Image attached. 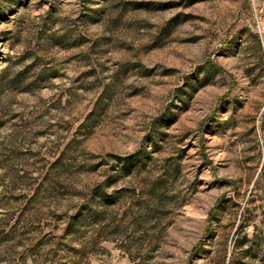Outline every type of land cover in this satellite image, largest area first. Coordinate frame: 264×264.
Segmentation results:
<instances>
[{"label": "rangeland", "instance_id": "1", "mask_svg": "<svg viewBox=\"0 0 264 264\" xmlns=\"http://www.w3.org/2000/svg\"><path fill=\"white\" fill-rule=\"evenodd\" d=\"M0 264H264V0H0Z\"/></svg>", "mask_w": 264, "mask_h": 264}]
</instances>
